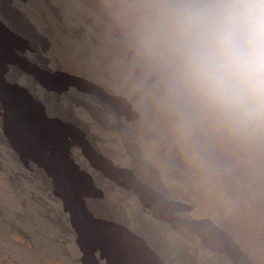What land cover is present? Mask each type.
<instances>
[{
  "label": "bare ground",
  "instance_id": "1",
  "mask_svg": "<svg viewBox=\"0 0 264 264\" xmlns=\"http://www.w3.org/2000/svg\"><path fill=\"white\" fill-rule=\"evenodd\" d=\"M20 2L24 0H0V231L18 232L30 240L38 256L55 257L59 252L64 253L63 248L56 245V238L63 230L67 231V223L79 240L85 260H91L87 264H93L90 258L93 252L102 264L167 263L165 246L157 240L158 228L151 226L144 232L145 226L151 224L146 221V225L140 214L144 211L159 225L184 235V225L165 199L166 188L163 187V182L167 187L171 185L168 171L171 164L183 161L178 155L177 158L169 154L165 157L168 152L163 153L161 140L160 145L155 139L152 141L151 130L145 125L147 111H140L136 121L137 116L123 110L116 103L117 98L95 95L73 78L60 80V66L50 58L52 46L39 35L43 32L31 18L22 16L15 8ZM60 29L65 37L73 34L71 28ZM17 83H25L28 90ZM64 97L68 99L67 104L61 112L54 110L57 116L45 113L42 103L52 113L49 103L56 105V101ZM166 113L168 118L174 114L181 117L180 131L184 130V120L186 125L197 127L199 139L203 138L206 144L203 149L216 159L212 166L209 160L202 161L208 164L209 171L217 173L223 188V191L216 188L207 177L201 178L210 204H222L225 190L236 194L237 180L258 181L254 175L256 165L241 166L233 156L219 155L207 145L211 127L199 126L197 120L181 110ZM174 153L177 154L176 150ZM77 159L89 167L98 186L94 185L92 176L90 180L74 166L73 161ZM117 162L125 168H118ZM220 163L228 166L223 172L217 169ZM189 164L195 171L194 161ZM204 168L208 170L207 166ZM246 173L250 174L244 179ZM194 185L199 182L194 181ZM110 190L119 194L118 202L124 201L132 220L140 222L141 227L129 225L123 205L110 206L108 196L104 195ZM58 217H63L62 224ZM52 226L56 227L55 233ZM189 232L199 234L202 243L210 249L227 254L225 257L230 260L235 258L226 237L229 233L219 232L208 222L196 229L190 228Z\"/></svg>",
  "mask_w": 264,
  "mask_h": 264
},
{
  "label": "rangeland",
  "instance_id": "2",
  "mask_svg": "<svg viewBox=\"0 0 264 264\" xmlns=\"http://www.w3.org/2000/svg\"><path fill=\"white\" fill-rule=\"evenodd\" d=\"M141 2L142 0H24L15 8L22 16L31 18L33 24L43 32L39 35L52 46L50 58L55 59L60 66L59 72L62 74L59 75L60 80L67 81L68 78H73L79 85L93 90L95 95H104L112 100L117 98L116 103L120 104L123 110H129L128 113L137 116L136 121L139 119L140 111H147L145 125L147 124L151 130L152 141L155 139L159 145L161 143L163 153L168 152L165 157H169L167 154L173 158L179 156L178 159L183 161L171 164L168 171L173 180L171 179L170 187L163 182V187L166 188L165 199L170 203L175 217L184 225V235L177 233L176 230L174 232L170 227L159 225V222L148 218L144 211L140 214L145 222L151 224L145 226V229L141 228L144 232L147 228L151 229V226L158 228L157 240L163 242L165 246V255L169 258L167 263L180 264L182 260L181 264H264V140H246L219 129L211 121L197 120L199 126L211 127L207 145L215 153L222 156L228 153L234 157L237 164L247 168L257 166L254 174L257 182L237 180L236 194H230L225 190L222 204L213 202L214 205L210 204L203 191L205 186L201 178L207 177L206 179L216 188L222 191L223 188L218 181L217 173L209 171L208 164L202 161L209 160L212 166L216 159L213 154L203 149V145L206 144L203 143V138L199 139L197 127L186 125L184 120V130L180 131L178 126L181 117L178 114H174L172 118L167 117L166 112L181 109L177 108L180 106L169 92L163 70L147 56L139 44ZM51 11L59 14L57 15L59 18ZM61 27L71 28L73 34L65 37L61 34ZM53 53L55 55H52ZM17 85L28 90L25 83ZM64 98L56 101V105L49 103V109L53 108L52 113L51 110L48 112L47 105L42 103L45 113L57 116V110L61 112L63 106L67 104L68 99ZM151 134L148 135L151 137ZM188 147H192L191 151ZM175 150L177 154L174 153ZM193 152L201 158H197L199 156ZM77 160L73 161L74 166L90 180L92 176L94 185L98 186L89 167L82 163V160ZM192 161L195 163V171L189 164ZM116 164L118 168H125L119 162ZM205 166L208 170H205ZM226 167L227 164L222 166L220 163L217 169L223 172ZM233 169L238 170L237 167ZM249 174L246 173L244 179H247ZM194 181L199 182V185H194ZM104 195L108 196L110 206L123 205L129 225L141 227L140 222L132 220L123 204L124 201L118 202L117 192L110 190ZM10 209L14 211L15 206ZM56 219L62 224L63 217ZM203 222L210 223L219 232L229 233V237L226 236L229 245L239 257L232 249L231 254L235 255V258L230 260L225 257L227 254L216 252L202 243L199 234H190V228L196 229ZM65 225L67 231L63 230L56 238L58 242L56 245L59 244L64 253L59 252L55 257L38 256L30 240L18 232L0 231L2 251L0 264H87L91 260H85L78 238L74 237L69 225L67 223ZM51 230L55 233L56 227L52 226ZM34 232L37 233V229ZM90 258L93 264H102L95 252L90 254Z\"/></svg>",
  "mask_w": 264,
  "mask_h": 264
},
{
  "label": "clouds",
  "instance_id": "3",
  "mask_svg": "<svg viewBox=\"0 0 264 264\" xmlns=\"http://www.w3.org/2000/svg\"><path fill=\"white\" fill-rule=\"evenodd\" d=\"M138 41L183 114L264 140V0H142Z\"/></svg>",
  "mask_w": 264,
  "mask_h": 264
}]
</instances>
